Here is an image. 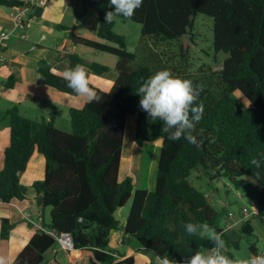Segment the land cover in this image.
Masks as SVG:
<instances>
[{
    "label": "trees",
    "instance_id": "1",
    "mask_svg": "<svg viewBox=\"0 0 264 264\" xmlns=\"http://www.w3.org/2000/svg\"><path fill=\"white\" fill-rule=\"evenodd\" d=\"M0 4L21 7L24 0H0ZM109 10H99L97 15L98 37L107 43L80 36H75L74 42L117 56L118 75L112 87L102 90L90 83L96 97L83 107L70 108L71 131L55 125L57 110L49 120L35 122L18 104L10 107L6 111L10 142L0 170V199L26 198L28 189L21 184L20 175L39 150L46 158V172L33 187L43 193V206L51 208L49 230L72 233L75 248L93 250V264H113L115 256L107 251L112 252L111 232L121 229L116 210L133 197L124 233L137 238L157 257L167 256L172 264H183L187 256L212 247L206 237L189 236L184 225L214 226L219 219L206 192L189 181L193 169L201 166L210 175L221 170L236 189L258 203L257 216L264 221V165L255 168L250 164L252 158L259 159L264 153V0H143L133 17L117 16L142 25L135 51L128 50L125 35L115 31L117 17L113 23H105ZM198 14L213 18L215 53L229 54L218 70L201 66L191 72L187 65L189 48L184 35H191L189 44L198 37ZM169 40L182 41L178 52L173 48L159 52L162 42ZM176 56L180 62L175 61ZM76 65H85L99 75L110 71L107 65L71 53L69 67ZM161 69L190 79L199 93L196 103H203L205 111L193 132L197 144L183 138L168 140L161 131L162 123L151 122L139 107L136 90ZM36 71L39 83L78 95L49 62L37 65ZM236 90L252 106L240 108ZM128 115L136 117L138 145L161 142L154 190L135 188L132 177L119 180ZM34 123L40 125L36 132ZM11 228L9 219L3 218L1 240L8 239ZM242 233L254 235V230L246 223ZM220 236L225 244L233 243L225 233ZM56 243L54 236L40 230L12 264H43ZM133 262L130 256L115 264Z\"/></svg>",
    "mask_w": 264,
    "mask_h": 264
},
{
    "label": "crops",
    "instance_id": "2",
    "mask_svg": "<svg viewBox=\"0 0 264 264\" xmlns=\"http://www.w3.org/2000/svg\"><path fill=\"white\" fill-rule=\"evenodd\" d=\"M73 1L48 0L46 4L33 5L23 17L20 27L15 26L11 8L0 4V30L12 31L13 33L5 44L0 46V54L4 57V60L0 61V65L8 64L10 70L8 69L6 72L8 74L14 73L18 79L22 80V86L19 88L17 85L9 87L0 83V95L8 94L9 100L12 101L10 107L18 104L23 113L21 101L31 99L35 105L40 103L39 96H31L28 91L24 90L25 85L26 88L30 86L32 89L47 92L53 96L69 97L70 94L68 93L61 92L44 83H39L37 81L36 66L43 62H49L56 73L63 75L65 70L70 69L69 55L71 53L78 54L80 47L95 50L83 44L75 43V36L106 42L98 37L99 21L97 15L99 10L109 8L108 0H75V3ZM30 17L33 19L31 20ZM78 55L82 57L80 54ZM82 58L87 60L84 57ZM117 59H111L112 62L116 61L114 63L115 67ZM82 66L86 69L90 83L100 88L99 83L95 82L99 79V81L102 80V78H99V74L94 73L85 65ZM90 75L92 76L90 77ZM117 75L118 73L115 70L112 76L113 80H110L106 85L111 88ZM70 99L71 105H69L68 110L76 107L72 104L77 102V98ZM50 102L53 104V108L56 109L55 102ZM52 114L53 112H49L44 115L41 117V121L49 120ZM39 128L40 125L34 123L33 132L38 131ZM9 142L10 127L8 130V126L0 124V170L4 167V155ZM157 167L156 164V171ZM45 172L46 158L39 150H35L26 170L20 175L21 184L28 189L26 198L13 199L11 202H4L0 199V234L3 218L9 219L12 224L8 239L1 240L0 238V264H12L36 232L49 229L51 208L43 206V193L37 192L33 187L34 182L44 178ZM231 187L235 188L234 186ZM235 190L236 193L232 194L233 200H229L228 196L225 198L220 195L216 198H211L209 194L207 196L219 213L217 224L209 226V228L218 235L225 233L230 238L233 243L225 244L224 251L237 264L249 261L252 257L264 252V221L257 215L244 212L245 207L251 209L256 201L249 198L243 190L236 188ZM246 197L251 200L250 205L247 203ZM27 212L31 213L34 222H29L25 218ZM120 221L125 226L126 217L123 221ZM246 223H249L253 228L254 235L242 233V228ZM40 226L42 228H39ZM123 228L113 230L110 235L109 249L115 253L113 264L130 256L134 257L133 264H158L160 258L151 250L143 248L137 238L125 234ZM124 234L126 235V243H123ZM93 258L94 252L90 248H75L72 251H67L61 248L59 243H56L46 253L43 264H93Z\"/></svg>",
    "mask_w": 264,
    "mask_h": 264
},
{
    "label": "rangeland",
    "instance_id": "3",
    "mask_svg": "<svg viewBox=\"0 0 264 264\" xmlns=\"http://www.w3.org/2000/svg\"><path fill=\"white\" fill-rule=\"evenodd\" d=\"M73 2L75 3V0ZM141 30L142 25L138 22L125 20L121 17L116 18L115 31L125 35L127 49L130 51H135V49L138 47L139 39L142 34ZM195 32L198 34V37H194L195 39L191 41V44H189L191 35L189 38H185L184 41L185 46L189 48V52L187 55L188 60L186 62L187 65H189V67L191 68L190 71L194 72L201 66L210 67L213 70L220 69L223 61L229 56V54L224 51H220L218 53H215L214 51L213 18L204 14H198L195 22ZM173 41L175 40H169L167 41L168 43L162 42V44L160 45L161 50L159 48V52L163 53V49L167 51V49L172 50V48L174 49V53L176 51L178 52V46L182 41ZM167 52L165 54H168ZM78 54H80L87 60L100 61L99 63L105 64L110 67V71L108 73L99 75V78H102L101 81H99L100 79L96 81L92 80L96 83H99L100 88L109 90L110 87L106 84H108L110 80H113L112 76L115 72L114 63L116 62H112L113 60L111 61V59L116 60L117 57L113 54H107L101 51L87 49L84 47L79 48ZM175 61L180 62L181 59L177 57ZM8 69V64L0 65L1 85H6L9 87L17 85L18 88L21 87L22 80L18 79V77L15 76L14 73L8 74L6 72V70ZM11 75H13L12 79H10ZM91 76L92 75H90V77ZM25 88L24 90L28 91L31 96H39L40 103L35 105V103L31 99H25L21 101L23 113L29 117H32L36 122H40L41 117L47 115L49 112H54L55 110H57L58 115L56 119H58L55 123L58 128L64 131H71V123L68 110L69 105H71L70 98H77V102H75V104H72L76 107H82L90 100L89 98L80 95H70L69 97L64 98L61 97V95L53 96L47 92L44 93L39 90L32 89L30 86H27L26 89ZM4 95H0V124L2 126H8L9 130V118L6 115V109L11 106L10 103L12 101L9 100L10 97L7 93H5ZM234 97L236 99L237 105L240 108L252 106V104L246 97H244L240 90L235 91ZM50 101L55 102V105L57 106L56 109L53 108L54 106ZM135 128L136 117L134 115H128L124 136L121 166L119 171V180L123 182L127 177H132L135 188H146L149 190H154L156 185L157 173L156 164L158 165L161 143L160 141H157L138 145L135 141ZM188 179L193 184V186L206 192V194H209L211 198H216L218 195H220L224 198L228 196L229 200H233L232 194L236 193L235 188L231 187L233 185L226 175L220 173H213L210 175L201 166L193 169ZM246 198L247 203L250 205L251 200L248 197ZM132 203L133 197L130 198L126 205L116 210V216L119 220L123 221L125 217L127 218ZM121 226L122 224L120 225V227Z\"/></svg>",
    "mask_w": 264,
    "mask_h": 264
},
{
    "label": "clouds",
    "instance_id": "4",
    "mask_svg": "<svg viewBox=\"0 0 264 264\" xmlns=\"http://www.w3.org/2000/svg\"><path fill=\"white\" fill-rule=\"evenodd\" d=\"M142 4L143 0H108L111 10L106 13L105 23H113L117 16L125 19L133 17ZM63 79L76 94L89 99L96 97L84 66L76 65L65 70ZM136 92L140 96V109L151 122L162 123L161 131L167 134L168 140L179 141L183 138L190 144H197V137L193 132L202 119L205 108L203 103H196L199 93L190 79L175 75L168 69H161L141 82ZM250 164L255 168L262 167L264 153L259 154V159L252 158ZM184 229L189 236L206 237L212 247L187 256L183 264H235L224 251V239L212 232L207 224L188 222ZM158 264H172V260L165 256L159 259ZM246 264H264V256H255Z\"/></svg>",
    "mask_w": 264,
    "mask_h": 264
},
{
    "label": "built area",
    "instance_id": "5",
    "mask_svg": "<svg viewBox=\"0 0 264 264\" xmlns=\"http://www.w3.org/2000/svg\"><path fill=\"white\" fill-rule=\"evenodd\" d=\"M47 2H48V0H24L23 6L11 8V10H12L11 15L14 17L15 26L20 27L22 25V19L26 15L27 11L31 8V6L36 5V4H42L43 5V4H46ZM30 19L32 20L33 18L30 17ZM12 34H13L12 31L9 32L7 30H0V46L4 45L5 42L12 36ZM23 37H25V35H23ZM3 60H4V57L0 54V61H3ZM244 212L246 214L258 215L259 214V206L255 202L251 209H249L248 207H245ZM25 216H26L25 218L29 222H34L30 212H27L25 214ZM39 228H42V227L40 226ZM44 230L47 233H49L50 235L55 237L57 243H59L61 248L65 249L67 251H72L75 249V242H74V237H73L72 233H70V232H58L54 229H50V230L44 229ZM107 252L115 256V253L113 251L112 252L107 251ZM259 255L264 256V252H262ZM256 256H258V255H256ZM246 262H248V261L239 262L237 264H246Z\"/></svg>",
    "mask_w": 264,
    "mask_h": 264
},
{
    "label": "water",
    "instance_id": "6",
    "mask_svg": "<svg viewBox=\"0 0 264 264\" xmlns=\"http://www.w3.org/2000/svg\"><path fill=\"white\" fill-rule=\"evenodd\" d=\"M193 19H194V16L191 17V20H193ZM190 30H191V28H189V31H190ZM184 37H185V38H189L190 35H189V34H185ZM218 173H221V170H219ZM123 227H124V226L122 225L121 228H123ZM123 243H126V235H125V234L123 235Z\"/></svg>",
    "mask_w": 264,
    "mask_h": 264
}]
</instances>
